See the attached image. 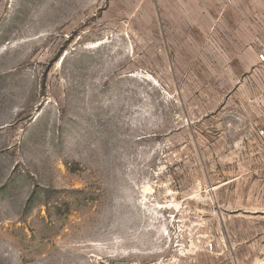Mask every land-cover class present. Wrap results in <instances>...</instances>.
I'll use <instances>...</instances> for the list:
<instances>
[{"label": "rangeland", "instance_id": "374dc122", "mask_svg": "<svg viewBox=\"0 0 264 264\" xmlns=\"http://www.w3.org/2000/svg\"><path fill=\"white\" fill-rule=\"evenodd\" d=\"M264 0H0V264H264Z\"/></svg>", "mask_w": 264, "mask_h": 264}, {"label": "built area", "instance_id": "2783aa9c", "mask_svg": "<svg viewBox=\"0 0 264 264\" xmlns=\"http://www.w3.org/2000/svg\"><path fill=\"white\" fill-rule=\"evenodd\" d=\"M260 63L264 67V49L260 54ZM255 110H256V123L254 126V131L260 139L264 142V96L255 100Z\"/></svg>", "mask_w": 264, "mask_h": 264}]
</instances>
